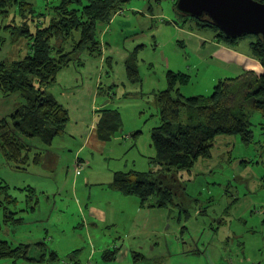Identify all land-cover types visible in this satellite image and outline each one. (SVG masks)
I'll return each mask as SVG.
<instances>
[{
	"label": "rangeland",
	"instance_id": "rangeland-1",
	"mask_svg": "<svg viewBox=\"0 0 264 264\" xmlns=\"http://www.w3.org/2000/svg\"><path fill=\"white\" fill-rule=\"evenodd\" d=\"M58 2L31 0L35 13L46 16ZM173 4L130 0L108 24L97 25L101 56L82 52V65L60 71L51 89L69 111L64 133L50 147L24 139L33 148L24 170L0 154V188L8 186L0 190V242L12 249L24 247L16 256L0 258V264H264V119L259 112L250 117L249 144L239 136H220L211 158L199 160L191 172L154 177L175 194L182 208L180 220L169 219L160 228L155 214L138 209L136 196L108 187L115 172L157 171L150 164L156 155L151 132L160 126L154 94L167 88L169 71L189 76V82L179 86L185 98L211 95L215 80L224 76L210 57L214 31L199 28ZM3 21L0 18V24ZM254 41L247 36L233 48L245 50ZM64 46L69 50L71 44ZM29 51L27 41L11 43L0 29V60H21ZM130 59L138 83L128 76ZM21 101L17 94L0 91V119H8ZM104 107L119 113L120 130L109 142L89 139L84 145L83 138L94 134L100 119L96 109ZM35 152L44 154L39 163L31 159ZM46 153L56 154L57 163L44 160ZM110 212L116 217L112 226L100 219ZM18 218L22 221L15 224ZM143 228L163 231L161 248L148 251L145 261L131 251L122 259L125 248L131 250L139 242L138 233H131ZM148 237H140L145 249L153 242ZM163 246L169 249L165 257Z\"/></svg>",
	"mask_w": 264,
	"mask_h": 264
},
{
	"label": "trees",
	"instance_id": "trees-1",
	"mask_svg": "<svg viewBox=\"0 0 264 264\" xmlns=\"http://www.w3.org/2000/svg\"><path fill=\"white\" fill-rule=\"evenodd\" d=\"M129 1L59 0L57 6L46 10V16L35 13L31 0H0V18L4 19L0 29L10 35L11 43L27 41L30 50L21 60H0V91L5 96L19 94L23 99L8 119H0V154L7 163L24 170L33 152L24 139H38L45 147H50L53 140L64 133L68 111L48 89L55 84L58 73L77 62L82 52L101 56L97 25L109 23ZM255 1L264 3V0ZM176 3L174 0L175 8ZM194 20L199 28L214 31L222 43L235 44L241 39H227L207 19ZM252 37L255 41L250 43L251 53L263 70L259 75L247 71L236 78L219 80L209 96L185 98L179 86L186 85L189 76L171 71L166 74L167 88L154 94L160 126L151 132L156 155L150 164L158 169L115 172L110 189L124 196H136L143 208L179 207L173 191L154 177L191 172L199 160L211 158L220 136H239L244 144L250 143L253 137L251 115L259 112L264 119V47L259 37ZM67 42L71 44L69 50L64 46ZM127 71L130 81L138 83V71L131 59ZM100 113L97 135L102 142H109L120 130V116L105 107ZM41 158L42 153L35 152L31 159L39 163ZM7 188L0 190L4 192ZM8 199L16 202L10 195ZM13 221L17 224L22 218ZM21 247L12 249L7 242H0V258L16 256Z\"/></svg>",
	"mask_w": 264,
	"mask_h": 264
},
{
	"label": "crops",
	"instance_id": "crops-1",
	"mask_svg": "<svg viewBox=\"0 0 264 264\" xmlns=\"http://www.w3.org/2000/svg\"><path fill=\"white\" fill-rule=\"evenodd\" d=\"M105 24H108V23H105ZM210 39H212L211 42L208 43L210 48H211L210 49V57H212L214 60H216L219 63V65L221 66L220 69L223 71L222 75H224V76L218 77L215 80V82L219 81V80H224V79H227V78H236V77L244 74L247 71H253V72H255L258 75L262 73L263 70H262V67H261L260 63L256 60V58L251 53L250 44L248 45V48H246L245 50H237V49L233 48V46H235V44H237V43H235V44L222 43L221 41H219L216 38L215 34ZM21 40H23V39H21ZM101 51H102V49H101ZM101 54H102V52H101ZM74 64H76L75 66H81L82 65L81 58L79 57V60L77 62L71 63L70 65H74ZM79 64H81V65H79ZM69 66H67V67H69ZM230 75H232V76H230ZM52 87H50L48 89V93L51 96H53V94L51 93ZM97 90H98V94H100L101 88L99 86H97ZM17 95H19V94H17ZM198 96H201V95H198ZM20 98H21V96H20ZM55 100H56V98H55ZM95 101H96V96H95V98L93 96V103L94 104H95ZM21 103H23V99L20 102V104ZM60 105H62L66 109V107L63 104H60ZM102 109H104V108H102ZM66 110L68 111V109H66ZM110 110H112V109H110ZM100 111H101V109H99V110L96 109V112H100ZM68 113H69V111H68ZM97 124L98 123H96L95 129H93L94 130V134H92L90 137L86 136L85 138H83V136H82L83 132H80V137L84 139V143H83L84 145H87V140H89V139H92V140H95V141L97 140L99 143H106V142H102L98 138V135H97ZM219 141L220 140H218V142ZM45 149H47V148H45ZM43 157H44V154L42 153V158L41 159H43ZM46 157H47V159H46ZM45 159L48 162L57 163V161H58L56 154L52 155V154L46 153V156H45L44 160ZM79 161H80V159H79ZM110 183L108 184V187H109ZM115 198L118 199L120 202H122L121 204L126 205L125 203H127V201H125L124 199H121L120 197H115ZM138 209L143 211V212H151V213L155 214L156 220L159 221L158 225L160 223V228L166 222H168L169 219L180 220L182 218V208L180 206L179 207H173L171 209H152V208H143V207H141L140 206V202H139L138 203ZM165 213L167 215H164ZM113 214H112V212H110L109 215L103 214L100 217V219H101V221H103L105 223H108L111 226L115 225L114 223H116V217H114ZM197 215H199L198 212H197ZM153 226L154 225L151 224L150 228H147V227H145V228L151 229ZM145 228H143L142 230L140 229V231H133L131 233V235H136V233H138L137 238H138V240L140 242L141 235L142 234L145 235L146 233H148V235H149L148 239L149 240H153V242L150 244L151 246L149 245L150 247L145 249L144 246H143V243L134 242L132 244V246H131V250H130V248H125L124 252L122 253V259L127 260L128 256H129V253L131 251L132 253L135 254L134 258H136V259L139 258L138 260L145 261V254L148 253V251L153 252V251H156V249H160L161 248L162 239H163V231H159L157 228H155V230H153V231H146ZM132 249H135V251L133 252ZM168 251H169V249H166L165 246H163L162 252H161V256H164V253H166ZM152 258L155 260V259L158 258V256L157 255H152Z\"/></svg>",
	"mask_w": 264,
	"mask_h": 264
},
{
	"label": "water",
	"instance_id": "water-1",
	"mask_svg": "<svg viewBox=\"0 0 264 264\" xmlns=\"http://www.w3.org/2000/svg\"><path fill=\"white\" fill-rule=\"evenodd\" d=\"M176 10L209 20L227 39L259 37L264 47V3L255 0H177Z\"/></svg>",
	"mask_w": 264,
	"mask_h": 264
}]
</instances>
